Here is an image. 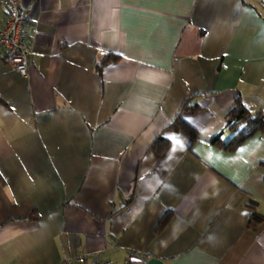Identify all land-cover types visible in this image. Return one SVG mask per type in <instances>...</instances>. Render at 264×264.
<instances>
[{
    "label": "crops",
    "instance_id": "crops-1",
    "mask_svg": "<svg viewBox=\"0 0 264 264\" xmlns=\"http://www.w3.org/2000/svg\"><path fill=\"white\" fill-rule=\"evenodd\" d=\"M19 3L26 76L0 52V264H264V222L247 227L264 130L211 143L236 99L264 120V0ZM178 115L194 141L168 129Z\"/></svg>",
    "mask_w": 264,
    "mask_h": 264
},
{
    "label": "trees",
    "instance_id": "trees-1",
    "mask_svg": "<svg viewBox=\"0 0 264 264\" xmlns=\"http://www.w3.org/2000/svg\"><path fill=\"white\" fill-rule=\"evenodd\" d=\"M106 57L104 59V63L106 64ZM105 64H97L96 72L99 75L102 68ZM196 106H183L182 109H189L190 111H194ZM225 128L232 132V136L227 142H222L220 138V134H217L211 140L212 145L221 148L224 151L231 152L235 150L238 145L244 142L246 139L252 137L258 132H262L264 130V120L261 114L252 115L246 109V107L240 103L239 99H236L233 108L226 114L225 117ZM168 129L173 130L175 132L184 133L189 140L192 142L196 139V131L188 126L183 119L178 115L168 126ZM168 145V141L165 140L161 135H158L150 145V148L155 152H162L166 146ZM167 219V216H163L160 221V225L156 227V233H158L162 227V223H164ZM264 222V215L259 214L256 211H251L248 214L247 227L249 229L256 228L259 224Z\"/></svg>",
    "mask_w": 264,
    "mask_h": 264
},
{
    "label": "built area",
    "instance_id": "built-area-1",
    "mask_svg": "<svg viewBox=\"0 0 264 264\" xmlns=\"http://www.w3.org/2000/svg\"><path fill=\"white\" fill-rule=\"evenodd\" d=\"M5 9V20L0 29V52L7 64L21 77L27 74V55L23 26L26 16L21 11L19 0H0ZM64 264H111L109 260L88 259L77 255Z\"/></svg>",
    "mask_w": 264,
    "mask_h": 264
},
{
    "label": "water",
    "instance_id": "water-1",
    "mask_svg": "<svg viewBox=\"0 0 264 264\" xmlns=\"http://www.w3.org/2000/svg\"><path fill=\"white\" fill-rule=\"evenodd\" d=\"M146 264H165V263L161 260L156 259V258H149L146 261Z\"/></svg>",
    "mask_w": 264,
    "mask_h": 264
}]
</instances>
